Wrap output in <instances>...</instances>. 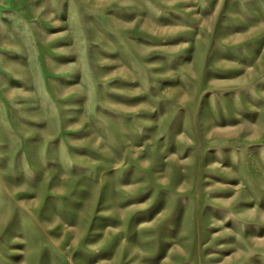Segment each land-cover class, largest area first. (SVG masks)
Listing matches in <instances>:
<instances>
[{"label":"rangeland","instance_id":"obj_1","mask_svg":"<svg viewBox=\"0 0 264 264\" xmlns=\"http://www.w3.org/2000/svg\"><path fill=\"white\" fill-rule=\"evenodd\" d=\"M0 264H264V0H0Z\"/></svg>","mask_w":264,"mask_h":264}]
</instances>
